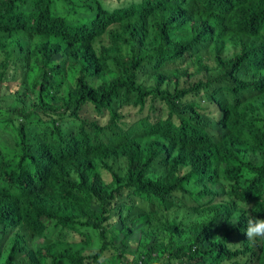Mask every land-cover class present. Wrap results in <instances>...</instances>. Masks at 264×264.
Segmentation results:
<instances>
[{
  "label": "trees",
  "instance_id": "1",
  "mask_svg": "<svg viewBox=\"0 0 264 264\" xmlns=\"http://www.w3.org/2000/svg\"><path fill=\"white\" fill-rule=\"evenodd\" d=\"M75 1L0 0V264H264V0Z\"/></svg>",
  "mask_w": 264,
  "mask_h": 264
},
{
  "label": "rangeland",
  "instance_id": "2",
  "mask_svg": "<svg viewBox=\"0 0 264 264\" xmlns=\"http://www.w3.org/2000/svg\"><path fill=\"white\" fill-rule=\"evenodd\" d=\"M102 4L105 5V3L109 4L110 6L108 8H113L115 6H117L120 1L119 0H99ZM127 2V1H126ZM75 8L74 10H68V7H63L61 6V3H58L54 6V12L58 13L64 17H66V19L73 23L76 24L77 22H79L78 24H83V23H88L91 18H89L88 20H86L85 18L89 17L92 15V12L88 9L90 5L94 4V6H97L95 0H77L75 1ZM81 5H83V7H81ZM88 5V6H86ZM89 10V11H88ZM81 21V22H80ZM190 68L193 70L194 68V63H192L190 61ZM19 77H21V70L19 72ZM9 90H16L17 89V85L16 83H9L8 86ZM7 89H4V92ZM203 106L209 110L210 109V104L207 102H203ZM157 107L160 108L161 110L165 109L166 106L162 103H158ZM212 107V106H211ZM213 108V107H212ZM160 109L158 112H155L154 115L152 116L153 120H155L157 118V116L160 114ZM86 114H88L89 116L92 115L90 110H87L85 112ZM137 119V118H136ZM102 121L105 123L106 118H102ZM0 135H1V128H0ZM127 195V192H126ZM126 195L124 197V199H126ZM138 209H140L139 207H135L134 212L137 211ZM139 235L140 234H135L133 236H131L132 238H130L127 235H119L117 237V245L115 248H110L109 250H107L104 254L103 257L107 258L108 261L106 260H101L99 263L96 264H117V257H114L116 254L119 253H123V251H120L118 248L121 249H125L127 251V254H125V256H129L130 258H133V255L131 254V252H133L136 249V245H137V241L139 240ZM72 241L73 242H83L82 237H80L77 234H72ZM99 244H102V242H100V239H98ZM99 249V245L97 244H91V246H89L88 251L90 253H94ZM110 261V262H109ZM88 261H86L85 263L87 264Z\"/></svg>",
  "mask_w": 264,
  "mask_h": 264
},
{
  "label": "clouds",
  "instance_id": "3",
  "mask_svg": "<svg viewBox=\"0 0 264 264\" xmlns=\"http://www.w3.org/2000/svg\"><path fill=\"white\" fill-rule=\"evenodd\" d=\"M247 239L255 240L259 238L264 240V217H250L245 230Z\"/></svg>",
  "mask_w": 264,
  "mask_h": 264
}]
</instances>
